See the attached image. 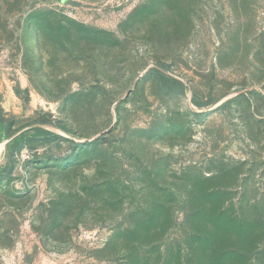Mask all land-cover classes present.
<instances>
[{
    "label": "rangeland",
    "instance_id": "1",
    "mask_svg": "<svg viewBox=\"0 0 264 264\" xmlns=\"http://www.w3.org/2000/svg\"><path fill=\"white\" fill-rule=\"evenodd\" d=\"M0 264H264V0H0Z\"/></svg>",
    "mask_w": 264,
    "mask_h": 264
},
{
    "label": "trees",
    "instance_id": "2",
    "mask_svg": "<svg viewBox=\"0 0 264 264\" xmlns=\"http://www.w3.org/2000/svg\"><path fill=\"white\" fill-rule=\"evenodd\" d=\"M156 72H157L158 80L162 88L166 92L184 91V85L180 80H178L177 78L168 76L166 74H163L160 70H156Z\"/></svg>",
    "mask_w": 264,
    "mask_h": 264
}]
</instances>
